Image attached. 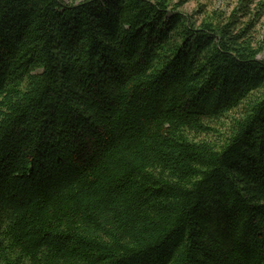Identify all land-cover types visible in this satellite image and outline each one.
<instances>
[{"label":"trees","instance_id":"trees-1","mask_svg":"<svg viewBox=\"0 0 264 264\" xmlns=\"http://www.w3.org/2000/svg\"><path fill=\"white\" fill-rule=\"evenodd\" d=\"M193 1L0 0V264H264V40Z\"/></svg>","mask_w":264,"mask_h":264},{"label":"rangeland","instance_id":"rangeland-1","mask_svg":"<svg viewBox=\"0 0 264 264\" xmlns=\"http://www.w3.org/2000/svg\"><path fill=\"white\" fill-rule=\"evenodd\" d=\"M64 1L75 3L81 0ZM182 10L199 20H203L208 15L212 16L214 13H221L226 18L236 13L240 16L241 23L252 21L254 34L260 40H264V0H200L184 4ZM259 58L264 59V52Z\"/></svg>","mask_w":264,"mask_h":264}]
</instances>
